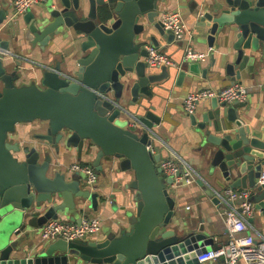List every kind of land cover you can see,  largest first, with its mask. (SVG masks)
<instances>
[{
  "label": "water",
  "instance_id": "1",
  "mask_svg": "<svg viewBox=\"0 0 264 264\" xmlns=\"http://www.w3.org/2000/svg\"><path fill=\"white\" fill-rule=\"evenodd\" d=\"M159 2L57 0L38 13L13 17L8 0H0V264H189L198 263L197 255L211 246L202 224L172 227L178 208L169 189L173 178L159 166L161 153L149 148L150 132L155 134V126L165 120L173 81L180 85L201 67L199 61L182 64L180 59L176 63L182 69L162 66L157 72L146 62L148 44L168 55L166 48L182 47V57L186 49V39L176 40L158 19ZM194 13L196 26L205 32L199 38L221 50L218 71L224 67L227 76L242 82L243 71L252 66L262 81L254 111L248 100L228 103L214 97L202 120L195 112L188 118L200 149L211 157L218 186L251 190L254 210L264 215V184L259 183L264 170V0H214ZM10 29L15 51L25 50L22 37L42 50L70 38L73 55L70 61L38 65L39 80L18 85L31 60L9 50L2 34ZM208 73L203 69V77ZM134 118L141 132L127 127ZM35 121L42 123L37 143L14 135L19 123ZM72 148L79 159L93 155L98 176L117 171L126 206L119 210L117 195L109 197L128 225L104 239L29 241L49 220L79 223L90 213L87 207L97 211L105 199L84 187L80 172L69 176L54 161V155ZM199 183L220 207L217 190Z\"/></svg>",
  "mask_w": 264,
  "mask_h": 264
},
{
  "label": "crops",
  "instance_id": "2",
  "mask_svg": "<svg viewBox=\"0 0 264 264\" xmlns=\"http://www.w3.org/2000/svg\"><path fill=\"white\" fill-rule=\"evenodd\" d=\"M14 0H8V5L12 7ZM57 0H49L43 4H38L34 6L30 11L33 13H38L45 10L50 6H54ZM214 0H163L159 2V17L164 11H179L182 15L183 20L191 29V38L184 42V46L187 47L191 44L196 50L207 52L209 54L208 58L201 62V67L195 69V73L192 78L186 77L184 81L177 85L176 78L175 82L170 86L168 98L165 100V120L159 126H155V131L157 133L159 140L153 141L154 153H161L164 158L174 157V153L180 155L185 159L200 175L195 182L191 184H182L176 189L172 190L174 196L178 202V208L176 210L175 221L172 222V227H182L188 221H194L197 225H204L205 231L208 234V239H212V242L208 245L210 247L217 248L226 244L229 240V235L226 229L225 219H224V208L221 206L213 204L209 197H207L203 187L200 185V181L213 187L216 191H222L225 188H220L215 182V175L211 172L212 162L211 157H207L204 152L200 149V141L196 140L194 137L195 130L191 124V120L188 118V113L184 109V100L186 96L193 91L211 88L214 90H221L227 85L233 83L234 81L230 76L226 75L224 67L221 71H218V65L221 61V50L215 46V48L210 49L204 39H200V34L205 36L203 29L196 26L194 12H196L201 6L208 5V2ZM13 7L10 8V16L12 15ZM158 38L161 40V45H165V40L157 33ZM2 38L9 42V50L30 58L31 62L27 63L29 71L23 75L18 81V85H28L33 81H38V65L48 64L51 65L56 63V61L68 60L72 57L73 53V43L70 38H59L57 41L51 42L45 50H42L38 44L30 43V41L21 38L25 43V50H16L17 42L14 39V33L10 29V32L2 34ZM150 46L148 44L146 47ZM31 47V52L28 53L27 49ZM162 47V46H161ZM163 49V48H162ZM169 51V56L173 59V67L176 69H182L183 66H179L176 62L182 59V64L186 61L184 60V55L182 57V47L173 46L172 48H166ZM212 50V51H211ZM215 59V65H214ZM146 60V59H145ZM229 62L232 59L228 60ZM65 67V66H64ZM208 69L209 73L207 78L203 77V69ZM248 70L242 73V82L248 89V104L250 110L254 111L253 106L257 105L256 98L258 95V90L262 86V81L259 76L254 74L253 67H247ZM153 70L160 72L161 68L157 67ZM214 71V72H213ZM64 73H69V70L63 69ZM213 72V73H211ZM2 84L0 83V88ZM128 100V97L126 101ZM211 104V99L201 102L196 110L195 114L202 120V114L209 108ZM253 108V109H252ZM133 119H128L127 127L141 132L143 127L138 125L137 127H131ZM42 123L41 121L29 122V123H19L16 127V132L14 135L20 138L27 136L31 143H37L38 140L35 139L36 135L40 133ZM212 128L215 127L212 125ZM214 131V130H213ZM95 152V151H94ZM92 152V153H94ZM54 161L60 164V169L62 167L63 171L67 172L70 176L75 172L71 171V166L75 163H86L91 164L93 155L83 154L81 159L78 158L75 148H72L68 152H61L59 157H55ZM106 163V162H105ZM61 169V170H62ZM215 172H218V168H213ZM106 176L102 174L99 175L98 180L93 188L95 192H99L104 195L105 199L101 200L99 209L94 211L86 208L90 213L88 216H80V218H98L102 222V229L98 235H93L98 239H104L109 233L118 232L121 226H127V217L115 211L112 207L111 198L109 197L112 193L116 194L115 200L119 206V210L126 206V202L119 192L121 185L123 183L117 177V171L107 172ZM89 205V202H86ZM135 210V207H133ZM251 217H254L251 225L253 226V232L256 238L264 237V215L257 210L252 211ZM68 218H64L63 220ZM97 236V237H96ZM92 239V238H91ZM42 239L40 235V230L29 241L40 242ZM185 264H188L187 262ZM189 264H226V257L222 256L216 261H210L205 263H194ZM236 264H245L244 261L239 260Z\"/></svg>",
  "mask_w": 264,
  "mask_h": 264
},
{
  "label": "built area",
  "instance_id": "3",
  "mask_svg": "<svg viewBox=\"0 0 264 264\" xmlns=\"http://www.w3.org/2000/svg\"><path fill=\"white\" fill-rule=\"evenodd\" d=\"M49 0H14L12 3V16L24 15L34 6L43 4ZM160 21L164 28L170 30L176 40L191 38V29L185 23L179 11H164L160 15ZM146 62L151 67L173 66V59L160 48L148 46ZM207 52L196 50L191 44L185 49L184 60L186 62H203L208 58ZM216 97L220 102L234 103L248 100V89L243 83L234 81L221 90L211 88L190 92L184 100V109L188 114L195 112L197 106L208 99ZM140 122L137 118L132 120L131 127H137ZM152 140H159L157 134L150 132ZM162 142V141H161ZM154 150V147L149 146ZM164 176L172 177L173 182L169 189L174 190L182 184H191L200 178L199 173L180 155L174 153L172 158H164L159 162ZM71 171L80 172L83 175V185L93 189L98 173L91 164L75 163ZM180 172V174H179ZM259 183L264 184V170L259 177ZM224 208V219L229 240L226 244L217 248L209 247L197 255L200 263L216 261L222 256L226 257V264H236L239 260L245 264H264V237L256 238L249 217L254 211V204L249 199L251 190L231 189L216 191ZM241 201H243L241 203ZM102 229V222L98 218H82L81 222H72L63 219H51L40 230L43 239L63 238L67 241L86 240L98 234Z\"/></svg>",
  "mask_w": 264,
  "mask_h": 264
}]
</instances>
